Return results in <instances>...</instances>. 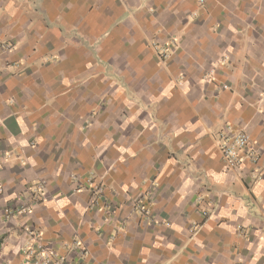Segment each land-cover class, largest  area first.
<instances>
[{
	"label": "crops",
	"instance_id": "obj_1",
	"mask_svg": "<svg viewBox=\"0 0 264 264\" xmlns=\"http://www.w3.org/2000/svg\"><path fill=\"white\" fill-rule=\"evenodd\" d=\"M222 131L257 161L230 167ZM34 240L264 264V0H0V264Z\"/></svg>",
	"mask_w": 264,
	"mask_h": 264
},
{
	"label": "built area",
	"instance_id": "obj_2",
	"mask_svg": "<svg viewBox=\"0 0 264 264\" xmlns=\"http://www.w3.org/2000/svg\"><path fill=\"white\" fill-rule=\"evenodd\" d=\"M219 145L222 149L223 156L227 164L235 169H239L245 162H256L258 158L257 150L255 149L251 136L243 132H228L222 131L219 133ZM95 177L91 174L88 176L86 183L95 198L102 196V185L95 183ZM76 184H79V179L73 177ZM80 186V185H79ZM82 187H78L80 190ZM28 210L23 207L22 211ZM77 249L80 248V242L75 241L73 244ZM83 253H86L83 251ZM26 258L32 264H67V259L64 255L44 244L42 241L34 240V244L28 249Z\"/></svg>",
	"mask_w": 264,
	"mask_h": 264
},
{
	"label": "rangeland",
	"instance_id": "obj_3",
	"mask_svg": "<svg viewBox=\"0 0 264 264\" xmlns=\"http://www.w3.org/2000/svg\"><path fill=\"white\" fill-rule=\"evenodd\" d=\"M168 54H169V53L166 52L165 50H163V51L160 52V55H162V56H167Z\"/></svg>",
	"mask_w": 264,
	"mask_h": 264
}]
</instances>
